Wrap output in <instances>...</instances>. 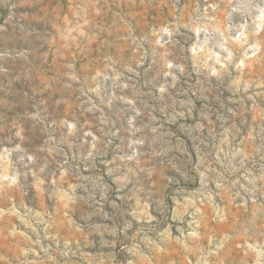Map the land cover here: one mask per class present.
I'll use <instances>...</instances> for the list:
<instances>
[{"label": "rangeland", "instance_id": "1", "mask_svg": "<svg viewBox=\"0 0 264 264\" xmlns=\"http://www.w3.org/2000/svg\"><path fill=\"white\" fill-rule=\"evenodd\" d=\"M0 264H264V0H0Z\"/></svg>", "mask_w": 264, "mask_h": 264}]
</instances>
